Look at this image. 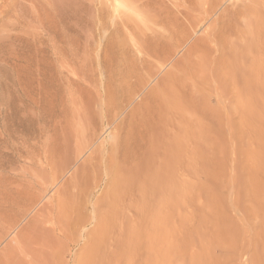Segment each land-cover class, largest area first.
I'll return each mask as SVG.
<instances>
[{"label":"rangeland","instance_id":"374dc122","mask_svg":"<svg viewBox=\"0 0 264 264\" xmlns=\"http://www.w3.org/2000/svg\"><path fill=\"white\" fill-rule=\"evenodd\" d=\"M0 264H264V0H0Z\"/></svg>","mask_w":264,"mask_h":264}]
</instances>
